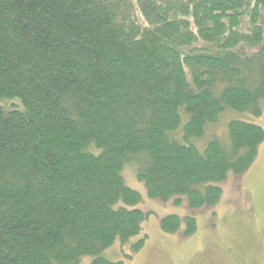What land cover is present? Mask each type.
<instances>
[{
    "label": "trees",
    "instance_id": "1",
    "mask_svg": "<svg viewBox=\"0 0 264 264\" xmlns=\"http://www.w3.org/2000/svg\"><path fill=\"white\" fill-rule=\"evenodd\" d=\"M263 98L264 0H0V264H123L101 253L146 217L126 162L149 198L213 207L264 130L231 120L228 146L188 141ZM181 110L185 143L169 136Z\"/></svg>",
    "mask_w": 264,
    "mask_h": 264
},
{
    "label": "rangeland",
    "instance_id": "2",
    "mask_svg": "<svg viewBox=\"0 0 264 264\" xmlns=\"http://www.w3.org/2000/svg\"><path fill=\"white\" fill-rule=\"evenodd\" d=\"M262 115L238 112L225 108L216 122L206 125L200 137L190 139L200 151L206 143L216 137L228 146L227 124L231 120H242L260 126L264 130V98L260 101ZM181 122L169 136L181 143L183 126L187 115L180 111ZM138 159L132 158L122 168L125 184L137 191L141 201L134 207L145 213L141 231L122 243L117 237L102 251L101 256L123 264H264V141L259 145L257 158L242 174L229 173L219 184L222 196L213 207L191 209L186 196L171 197L165 202L151 199L143 182L135 176ZM205 185H200L201 189ZM179 200L176 203V200ZM123 206L118 202L115 207ZM168 214L181 218L179 230L165 233L160 220ZM184 216H191L196 230L185 235ZM146 236L144 246L136 253L132 245ZM91 256H82L77 264H89Z\"/></svg>",
    "mask_w": 264,
    "mask_h": 264
}]
</instances>
